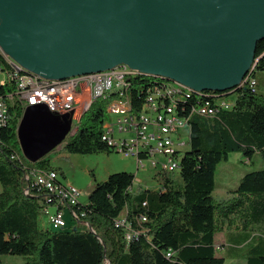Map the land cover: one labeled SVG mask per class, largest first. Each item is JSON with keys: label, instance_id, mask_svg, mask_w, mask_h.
<instances>
[{"label": "trees", "instance_id": "trees-1", "mask_svg": "<svg viewBox=\"0 0 264 264\" xmlns=\"http://www.w3.org/2000/svg\"><path fill=\"white\" fill-rule=\"evenodd\" d=\"M256 69H264V39L256 42L247 80L238 86L223 91L184 89L180 100L184 110L178 113L185 117L189 113V135L187 147L176 152L178 179L156 170L155 188H133L132 172L108 174L94 182L85 203L73 206L88 226L53 229L41 224L40 205L49 197L28 172H59L46 155L30 162L21 154L16 126L24 107L17 101L8 103L7 121L0 127V255L21 257L17 264H106L107 260L109 264H223L228 256L243 259L234 264H264V234L247 233L252 226L264 225V168L243 173L229 197L218 200L212 195L216 165L230 153L264 155V93L257 87ZM132 75L136 76L127 85L131 107H139L145 92L165 80L159 75ZM229 100L230 108L206 114L194 111L210 110L197 105L225 106ZM105 101L95 99L84 110L73 124L75 131L63 140L64 148L77 153L113 150L101 138ZM93 105L96 111H91ZM138 157L146 159L147 153ZM120 216L123 224L116 222ZM126 229L134 231L130 239ZM231 230L245 231V236L230 244L228 254L218 255L215 234ZM0 264L6 263L0 260Z\"/></svg>", "mask_w": 264, "mask_h": 264}, {"label": "water", "instance_id": "water-1", "mask_svg": "<svg viewBox=\"0 0 264 264\" xmlns=\"http://www.w3.org/2000/svg\"><path fill=\"white\" fill-rule=\"evenodd\" d=\"M264 39V0H0V50L50 79L126 64L196 90L238 86ZM71 115L26 105L21 154L35 162L72 130Z\"/></svg>", "mask_w": 264, "mask_h": 264}, {"label": "built area", "instance_id": "built-area-1", "mask_svg": "<svg viewBox=\"0 0 264 264\" xmlns=\"http://www.w3.org/2000/svg\"><path fill=\"white\" fill-rule=\"evenodd\" d=\"M0 75V88L10 87L4 93L0 91V123L4 125L7 121V104L14 101L23 107L44 105L53 114L71 115L74 122L84 112V107H90L95 99L116 98V105L112 107L126 106V83L136 76L125 73L122 66L116 65V72L103 70V75H96L93 79L69 82L66 86H58L54 79V85H44V81H37V73L24 69L1 50ZM245 80L247 77L241 82ZM163 87H151L145 92L139 107L133 104V107H128V114L114 115L112 122H104L101 138L125 157L133 156L137 168L143 165L145 159L135 156V149H144L147 151L146 159L150 156L159 158L151 161L153 167L174 174L179 169V157L173 154V146H183L184 149L187 145L189 126L186 117L189 113H186V117L180 115L179 109L184 110L180 107L183 96H171V91L170 95H163ZM231 104L229 100L225 106H208L204 103L197 107H205L214 113L218 108H230ZM141 137H149V144H141ZM28 175L46 190L49 197L41 203L38 219L40 215H48V226L61 229L67 226L63 210L68 209L77 224L88 226L73 210V206L80 201L81 190L70 183L59 182V174L52 169H32ZM120 220L116 222L123 224V220ZM133 233L131 229H126V239H130Z\"/></svg>", "mask_w": 264, "mask_h": 264}, {"label": "rangeland", "instance_id": "rangeland-1", "mask_svg": "<svg viewBox=\"0 0 264 264\" xmlns=\"http://www.w3.org/2000/svg\"><path fill=\"white\" fill-rule=\"evenodd\" d=\"M254 76L258 84L257 87L260 89L261 84H264V69H256ZM182 89L184 90L186 88ZM189 89H187V91ZM192 90L199 91L195 89ZM179 95L183 96L182 93ZM233 97L234 95H228V98L230 99ZM105 102L106 104L102 107L104 122H112L114 115H123L122 108L127 109V106H118V109L112 108L111 106L114 102H116V98H110ZM97 109V105H93L91 107V111H96ZM73 124L74 121L72 122V130L68 135L75 131V126ZM67 136L64 140L67 139ZM186 139L188 140V138ZM63 143L64 141L49 151L46 156L49 157L50 164L58 169L61 181L70 183L83 192L79 197V200L82 203L87 201L88 193L91 191L95 181L103 180L108 174L117 171H128L134 174L133 188L139 187V185H141L140 187L145 186L147 188H155L157 186L156 180L153 177L157 168L152 166L151 161L153 159L159 160L158 157L154 158L153 156H150L148 159L143 160V165L141 167L137 168L134 157H125L120 151L117 152L115 150H111L110 152L100 151L92 153H77L68 151L63 147ZM178 150V152L183 150V146H179ZM256 168H264V155L253 153L250 156H245L241 152L230 153L227 159L220 161L216 165L214 175L215 188L212 191V195L218 200L229 197V191L236 187L239 178L243 175V173ZM173 176L175 179H178V174L176 172ZM63 217L67 226H75L77 224L76 219L71 216L68 209L63 210ZM119 218L123 220V216H120ZM40 219L46 222L43 216H40ZM221 232H223L225 241L222 247H220L218 243L220 241V239H218L219 236H216L217 254L219 255L228 254L230 244L241 240L245 236V231L238 232L231 230ZM247 233H249L250 236L255 235L258 237V233L264 234V225L252 226V229ZM231 258L232 257L229 256L226 257L223 264H232L230 261ZM0 260L1 263L6 264H17L22 261L19 256L6 254L0 255ZM106 264H109L108 260Z\"/></svg>", "mask_w": 264, "mask_h": 264}, {"label": "bare ground", "instance_id": "bare-ground-1", "mask_svg": "<svg viewBox=\"0 0 264 264\" xmlns=\"http://www.w3.org/2000/svg\"><path fill=\"white\" fill-rule=\"evenodd\" d=\"M118 66H122V68H124V72L125 73L141 74V73L137 72L136 70L131 69L126 64H118ZM109 72H116V66H114L113 68L109 69ZM96 75H103V71H97V72H91V73L80 74V75H75V76H69V77L62 78V79H55V83L58 84V86H66V84H69V82L80 81L81 79H93V77H96ZM165 79H167V78H165ZM37 81H44V85H54V79L46 78V77H44V76H42L40 74H37ZM179 83H177V81H175V80L167 79V80L163 81L162 84H159V85H156V86H152V87L153 88H161V87L165 86V87H163V95H170V91H171V96H180L179 94L183 93V89L182 88L189 89L190 87L187 88L188 86L185 87L186 85L183 86L184 84L181 85L182 83L181 84H179ZM127 85H128V83H126V88H125V99H126L127 109L122 108L123 115L128 114V107H131L130 97H129L128 92H127V88H128ZM180 100H181V98H180ZM180 103H182V101H180ZM112 105H116V102H114ZM87 108L88 107H84V109H87ZM112 108L118 109V106H113ZM194 111L197 114H206V113L210 112V110H204V108L194 109ZM3 124L4 123H0V127ZM141 144H149V137H141ZM178 149H179V146H173V154H176ZM142 152L143 153H147V151H145L144 149H135V156L138 157L139 154L142 153ZM40 213H41V209H40ZM40 216H43L45 218L46 222H47L46 223L45 221L41 220L40 217H39L41 224H46V225L48 224L49 225V217H48V215H40Z\"/></svg>", "mask_w": 264, "mask_h": 264}, {"label": "crops", "instance_id": "crops-1", "mask_svg": "<svg viewBox=\"0 0 264 264\" xmlns=\"http://www.w3.org/2000/svg\"><path fill=\"white\" fill-rule=\"evenodd\" d=\"M258 85V84H257ZM261 92H264V84H261V86H260V89H259ZM50 162V161H49ZM139 186H141V185H139ZM142 188H146L145 186H142ZM216 236H219V238L218 239H220V241L218 242L219 243V245H220V247H222V245L224 244V241H225V238H224V235H223V232H218V233H216L215 234V236H214V239H215V244L217 243V238H216ZM220 236H221V238H220ZM219 255V254H218ZM231 261V263L232 264H234L235 262H241V261H243V259H231L230 260Z\"/></svg>", "mask_w": 264, "mask_h": 264}]
</instances>
